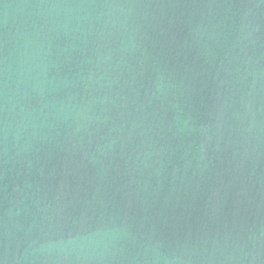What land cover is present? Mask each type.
I'll return each instance as SVG.
<instances>
[{
  "label": "water",
  "instance_id": "1",
  "mask_svg": "<svg viewBox=\"0 0 264 264\" xmlns=\"http://www.w3.org/2000/svg\"><path fill=\"white\" fill-rule=\"evenodd\" d=\"M0 264H264V0H0Z\"/></svg>",
  "mask_w": 264,
  "mask_h": 264
}]
</instances>
